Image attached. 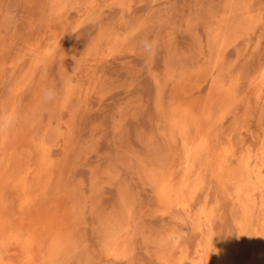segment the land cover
<instances>
[{
  "label": "rangeland",
  "instance_id": "1",
  "mask_svg": "<svg viewBox=\"0 0 264 264\" xmlns=\"http://www.w3.org/2000/svg\"><path fill=\"white\" fill-rule=\"evenodd\" d=\"M263 67L264 0H0V117H15L0 160L37 168L36 142L52 158L26 188L0 185V216L24 232L56 207L62 243L46 264H264V194L245 206L236 192L264 160ZM179 104L197 126L206 108L226 112L189 173ZM171 173L194 189L188 209L156 191Z\"/></svg>",
  "mask_w": 264,
  "mask_h": 264
},
{
  "label": "bare ground",
  "instance_id": "2",
  "mask_svg": "<svg viewBox=\"0 0 264 264\" xmlns=\"http://www.w3.org/2000/svg\"><path fill=\"white\" fill-rule=\"evenodd\" d=\"M25 60L26 59H23L20 64H22ZM254 86L255 88L258 87L259 90L264 89V67L260 71V74L255 78L253 87ZM229 89L231 88L229 87ZM226 97L228 96L226 95ZM209 108L210 109H205V116L203 118L205 124L202 126H197L198 124H195L194 121L190 120V118H193L191 108L189 109V107H186L183 104H179L178 106H176L174 114L172 115V125L176 128L179 136L181 137V145H183V158H181L178 166H181L186 171V173H189L193 169L196 160L200 158L199 156L203 153V151L208 150L211 140L209 130H212V127L217 124L216 122L221 121L226 113L224 109L225 107L223 106L222 112L218 115V117H213L214 113L211 114V109L213 108ZM41 143L42 142H36L34 146L37 150L41 151L39 157L40 161H38L39 164L37 168H35L32 163H28L27 161L24 167L21 166V168L19 166L20 169L10 168V166H8L10 161L8 162V160H11V154L7 151V155L0 160V185H4L5 187L10 185L13 181H16L20 183L19 185L21 187L26 188L25 186H27V180L30 178L31 174L35 173L38 175H43L44 169L46 170V172L47 168L51 169L52 158L51 154L49 153L50 151H48V149H45V147L42 146ZM247 154L249 158V153ZM261 167H264V160H262L260 165H256V167H254L252 171L250 170V175L252 174L251 178L253 177L255 182L251 191L249 188H245L247 186H240V184L236 185V192L239 191L238 194L240 198H242L243 195V204H245V206L250 205L251 202L255 200L254 197H256L257 195L264 194V179H261L260 177L262 173ZM173 177L174 175H172V173L159 177L155 182L156 191L158 193H162L164 191L168 192V194L166 195V205L168 207L176 206L177 209L186 208L188 204L187 200L191 197V195H193L194 189H191V187L188 185V179L186 178L185 180L181 181L183 183L180 184V187L182 185L185 189H187V191L184 193H180L178 191V187L173 188L171 186L174 180ZM28 195V193H24L21 196V201L23 202L22 203L20 201L21 204H27V202H29L30 199L26 200V197ZM35 195L37 196V194ZM33 198H35V196L32 195L31 200ZM29 204L32 205L31 203ZM29 204L28 206L30 207ZM4 210L3 215L0 216V264H46V252L48 256L49 247L53 251L55 250L54 248H58L62 243V234L65 220L60 215H58L56 207H52V209L48 208L46 210V213H44V211L40 213L38 212L36 218L30 220L27 223L29 225V229L25 230L23 228L25 230H23L24 232H21L20 229L16 228V226H13V221L10 218L11 215H8L7 212L4 213ZM42 213L43 215H45L42 216ZM38 236L46 237L44 240V247L40 252H38L37 249L34 248L36 247L35 244L38 243ZM118 237L119 233L112 235L109 232V235L107 237V245L109 247L107 248L108 250L111 249L114 252L118 250V248L120 247V242L116 241ZM117 252L115 254H117Z\"/></svg>",
  "mask_w": 264,
  "mask_h": 264
},
{
  "label": "clouds",
  "instance_id": "3",
  "mask_svg": "<svg viewBox=\"0 0 264 264\" xmlns=\"http://www.w3.org/2000/svg\"><path fill=\"white\" fill-rule=\"evenodd\" d=\"M44 95L46 99H51L54 93L51 90H46ZM14 123L15 117L10 114L0 117V132L10 129Z\"/></svg>",
  "mask_w": 264,
  "mask_h": 264
}]
</instances>
